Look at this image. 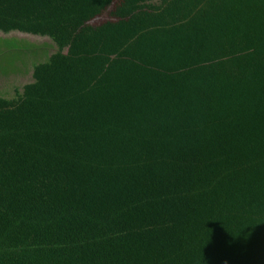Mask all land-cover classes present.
<instances>
[{"label": "trees", "instance_id": "1", "mask_svg": "<svg viewBox=\"0 0 264 264\" xmlns=\"http://www.w3.org/2000/svg\"><path fill=\"white\" fill-rule=\"evenodd\" d=\"M0 32L50 41L0 92V264H264V0H0Z\"/></svg>", "mask_w": 264, "mask_h": 264}, {"label": "rangeland", "instance_id": "2", "mask_svg": "<svg viewBox=\"0 0 264 264\" xmlns=\"http://www.w3.org/2000/svg\"><path fill=\"white\" fill-rule=\"evenodd\" d=\"M112 13L113 7L108 8L101 16L92 20L89 24L98 26L106 21L115 20V18L112 17ZM12 39H16L19 42L26 41L30 44L40 45V47H42L41 45L44 43H50V41L48 39L28 36L21 33H10L5 35L0 32V71H3V77H5L4 75H6V71L11 73L8 75L10 76L9 78L0 79V92L7 91L9 94L14 95V89L16 87L22 88L23 85L32 81L31 63L33 61V56L31 53L25 55V50H27L28 47L19 44V42L13 43ZM12 45L15 46V51H13L14 47H11ZM5 48H8V50L12 49V51H6ZM17 72L21 73L18 76H15Z\"/></svg>", "mask_w": 264, "mask_h": 264}]
</instances>
